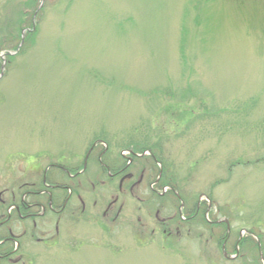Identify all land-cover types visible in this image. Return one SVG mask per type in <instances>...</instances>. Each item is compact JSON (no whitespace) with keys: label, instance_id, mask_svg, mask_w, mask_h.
Segmentation results:
<instances>
[{"label":"rangeland","instance_id":"1","mask_svg":"<svg viewBox=\"0 0 264 264\" xmlns=\"http://www.w3.org/2000/svg\"><path fill=\"white\" fill-rule=\"evenodd\" d=\"M22 1L0 0V31ZM45 5L1 50L0 264H264V0ZM101 153L147 155L151 180L120 190ZM55 181L60 219L17 214Z\"/></svg>","mask_w":264,"mask_h":264},{"label":"flooded vegetation","instance_id":"2","mask_svg":"<svg viewBox=\"0 0 264 264\" xmlns=\"http://www.w3.org/2000/svg\"><path fill=\"white\" fill-rule=\"evenodd\" d=\"M153 159L157 161L156 157L153 154ZM111 159L104 160L102 158V153L99 155V160L101 163L102 171L107 172L106 177L109 180H113L114 178H119V188L123 189L124 183L128 182L127 185L131 191L134 188L143 182L145 174L147 173L148 180H151V171L154 168V162L148 158L145 154H136L128 157L126 162L120 160V158L110 156ZM137 158V159H136ZM136 160V161H135ZM60 168L66 169L63 166ZM162 169V168H161ZM139 174L138 179H135V176ZM103 176V174H101ZM133 179V180H132ZM105 179H102V183H105ZM159 178L155 179V183L158 184ZM151 183V182H150ZM161 184V183H160ZM45 186L42 188H33L27 189L26 193H31L36 199L28 201L25 197L20 199V203L16 205L17 214L21 218L33 217L40 213L44 214L48 209L57 215L60 219L63 216V213L66 208V203L68 198L70 197L71 190L66 193L64 192L67 189L68 185L64 182H48L44 184ZM157 188V189H156ZM153 191H152V190ZM150 190L152 192L149 193L148 198H152L155 201L161 200L162 198V190L160 191L158 187H152ZM47 195L46 204L42 201V197ZM34 207L41 208L39 211L37 208L34 210ZM42 210V211H41ZM41 211V212H40ZM2 222V221H1ZM8 241V237H4L0 239V245L5 244ZM10 251H0V257L7 256Z\"/></svg>","mask_w":264,"mask_h":264},{"label":"trees","instance_id":"3","mask_svg":"<svg viewBox=\"0 0 264 264\" xmlns=\"http://www.w3.org/2000/svg\"><path fill=\"white\" fill-rule=\"evenodd\" d=\"M45 7L46 5L43 7V0L41 1L40 0H23L22 5L21 7H19V10H18L17 20L13 22V25L10 26L8 30H5L4 28L1 29L0 31V67H1V62H2L1 50H6L5 54H7L8 59L14 57V53H12V51L16 50L18 45H20L23 31H24V40L29 41L32 38L33 33L38 28L37 22H35V17L40 15L41 10ZM155 157L157 161L161 160L158 155H156ZM197 205L198 203H194V205L192 206L191 216L199 217L200 214H199V208ZM2 250L10 251V247L6 246L5 244L0 245V251Z\"/></svg>","mask_w":264,"mask_h":264},{"label":"water","instance_id":"4","mask_svg":"<svg viewBox=\"0 0 264 264\" xmlns=\"http://www.w3.org/2000/svg\"><path fill=\"white\" fill-rule=\"evenodd\" d=\"M89 154V152L87 153V155ZM226 253V252H225Z\"/></svg>","mask_w":264,"mask_h":264}]
</instances>
